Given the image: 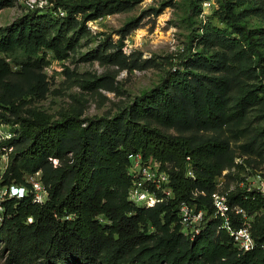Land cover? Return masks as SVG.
<instances>
[{
	"label": "trees",
	"instance_id": "1",
	"mask_svg": "<svg viewBox=\"0 0 264 264\" xmlns=\"http://www.w3.org/2000/svg\"><path fill=\"white\" fill-rule=\"evenodd\" d=\"M13 1L0 0V8ZM220 1L222 26L204 22L200 33L189 36L206 47L179 55L156 84L113 114L64 111L52 117L25 104L28 96H42L47 89L41 71L46 51L66 58L86 20L124 9L128 0L60 3L61 14L57 3H34L0 26V52L26 55L16 70L0 56V118L13 126L0 142L11 147L0 184H25V174L40 171L47 190L43 203L31 193L3 200L0 264H264L259 245L264 213L253 215L258 245L248 251L238 250L211 217L210 194L223 170L230 169L231 141L260 159L264 146V126L251 132L246 120L253 105L264 116V27H249L232 0ZM253 2L264 18V0ZM133 27L136 19L123 25L116 44L105 40L109 51L98 57L137 66V59L121 50L122 37ZM254 75L262 81L248 85ZM108 82L103 76L91 86ZM137 153L168 173L172 196L149 207L128 199L130 156ZM224 176L229 181L233 173ZM238 180L227 199L253 213L264 205V196ZM181 201L207 212L192 238L180 230Z\"/></svg>",
	"mask_w": 264,
	"mask_h": 264
},
{
	"label": "rangeland",
	"instance_id": "2",
	"mask_svg": "<svg viewBox=\"0 0 264 264\" xmlns=\"http://www.w3.org/2000/svg\"><path fill=\"white\" fill-rule=\"evenodd\" d=\"M75 1L90 0H14L12 5L0 8V26L9 24L34 3L51 7L57 3L56 11L61 14L63 8L60 3ZM128 1L124 9L86 20L85 32L76 35L75 48L66 58L58 59L50 50L46 51L47 62L41 71L45 74L47 89L42 96H28L25 107L52 117L64 111H80L84 116L116 113L129 105L136 95L156 84L179 55L206 47L189 38L191 33L201 32L200 26L204 22L222 26L219 20V14L223 12L220 0ZM232 1L235 12L242 13L241 19L249 27H264L263 15L255 12L254 0ZM133 19H136V27L122 37L121 50L125 55L136 58L138 65L120 67L100 59L97 54L109 51L103 42L116 44L121 37L120 29ZM0 56L10 63L12 70L18 69V62L26 59L21 50L0 52ZM103 76L110 80L106 86H91L92 81ZM261 81L254 75L247 84ZM244 86L234 90L236 96ZM246 120L251 132L264 126V116L256 105L251 106ZM12 129L11 123L0 118L1 137L12 134ZM236 145V141H231L234 155L230 169L225 171H232L233 178L229 181L223 179L227 187L234 186L239 176L247 180L257 170L264 171V146L260 159L257 154L242 152ZM237 157L241 159L242 167L236 165L239 164L235 161ZM192 227L180 223L181 232L190 238L194 235Z\"/></svg>",
	"mask_w": 264,
	"mask_h": 264
},
{
	"label": "built area",
	"instance_id": "3",
	"mask_svg": "<svg viewBox=\"0 0 264 264\" xmlns=\"http://www.w3.org/2000/svg\"><path fill=\"white\" fill-rule=\"evenodd\" d=\"M11 136L10 133L0 136V142ZM4 152L0 154V169L6 167L8 151L11 147L2 146ZM131 164L128 173L131 177V184L128 188V199L136 205L149 207L172 196L171 185L169 184L168 173L159 168L157 163L151 159L142 158L137 153L130 156ZM55 162V160L53 159ZM236 163L242 162L239 157ZM240 164V163H239ZM226 171L217 178L215 189L210 194L211 217L215 221L216 229L224 230L231 238L233 244L240 251H248L258 244L251 232V221L256 213H264V205L253 213H248L246 209L236 203H230L227 199L228 192L235 187H227L223 184ZM191 174V173H190ZM226 181V179H225ZM25 184H0V225L3 221L4 207L3 200L10 197L20 198L31 193L32 198L37 203H43L47 197V190L41 181L40 171L25 174ZM240 185H245L247 190L256 191L264 196V171L257 170L247 180L240 181ZM199 193L194 191L193 194ZM201 193H204L201 191ZM179 222L183 225H192L194 234L201 229L205 222L206 209L197 208L195 203L181 201L177 206ZM31 218L28 217V221ZM192 232V233H193ZM264 249V243L259 244Z\"/></svg>",
	"mask_w": 264,
	"mask_h": 264
}]
</instances>
